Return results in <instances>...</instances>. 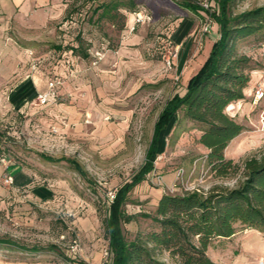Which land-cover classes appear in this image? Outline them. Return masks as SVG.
Listing matches in <instances>:
<instances>
[{
    "label": "rangeland",
    "instance_id": "374dc122",
    "mask_svg": "<svg viewBox=\"0 0 264 264\" xmlns=\"http://www.w3.org/2000/svg\"><path fill=\"white\" fill-rule=\"evenodd\" d=\"M137 1L138 13L122 10V31L107 20L97 23L91 2L83 0H36L21 6L10 21H0V133L1 147L8 149L0 156V238L27 247L54 244L61 253L0 246V264H108V194L145 163L160 112L171 97L185 91L183 75L176 65L168 69L165 58L173 56L187 19L193 22L188 64L208 58L220 36L215 22L204 31L203 11L194 14L172 0ZM195 1L216 5L213 0ZM260 6L264 0H237L234 10ZM78 35L87 59L66 49L76 45ZM237 51L262 64L252 80L264 76V34L241 40ZM50 81L60 82L58 96L41 105L29 88L46 90ZM174 121L161 133L155 169L162 175L183 169L184 176L166 192L235 185V180L221 181L211 174L199 128L183 121L175 130ZM246 149L241 146L245 156L236 161L249 156ZM42 152L77 160L87 176L65 160L41 159ZM6 174L13 177L12 184L6 183ZM161 194L151 173L133 190L126 210L154 213ZM151 227L150 219L139 217L124 231L131 239ZM226 241L216 242L210 252L221 264L235 258Z\"/></svg>",
    "mask_w": 264,
    "mask_h": 264
},
{
    "label": "trees",
    "instance_id": "16d2710c",
    "mask_svg": "<svg viewBox=\"0 0 264 264\" xmlns=\"http://www.w3.org/2000/svg\"><path fill=\"white\" fill-rule=\"evenodd\" d=\"M179 8L199 14L205 12L219 26V38L200 70L190 78L183 94L176 93L160 112L154 126L145 163L117 189L109 199L104 218L106 236L111 251L109 264H221L208 254L210 247L233 237L241 230L255 228L264 233V149L236 161L226 156L230 143L245 132L246 127L231 116V104L245 98V89L252 73L262 64L252 56L237 51V44L246 38L264 34V6L246 11L234 10L237 0H213L215 10L206 9L195 0H172ZM91 2L92 18L97 23L110 21L120 31L125 28V10L139 12L137 0H83ZM92 20V19H91ZM76 45L66 48L73 55L89 58L82 36ZM58 50L61 45L54 46ZM175 117L172 129L183 121L197 126L201 132L199 143L208 150L207 163L211 174L219 180H235V185L215 184L208 190L164 192L154 213H129L126 206L133 190L147 180L155 169L159 140ZM3 135L0 133V156ZM39 157L48 162L67 161L82 176L85 169L75 159L54 158L44 152ZM109 198V197H108ZM150 219L148 232L138 231L128 238L124 226ZM0 246L23 251L60 253L54 244L27 247L11 238H0ZM168 257V260L166 259Z\"/></svg>",
    "mask_w": 264,
    "mask_h": 264
},
{
    "label": "crops",
    "instance_id": "0c3cea01",
    "mask_svg": "<svg viewBox=\"0 0 264 264\" xmlns=\"http://www.w3.org/2000/svg\"><path fill=\"white\" fill-rule=\"evenodd\" d=\"M35 4L36 0H0V21H10L16 12L20 10L21 6L26 7V5ZM192 24L193 22L187 19L183 24L184 29L181 32V35H179L178 40H176L179 46V54L174 60V65L178 67L179 74L183 75L185 90L190 78L200 70L207 59L205 56L202 59H196L188 64L189 55L193 51L192 37L191 34L188 33ZM257 78L258 77H255L254 80H252V83H250L245 89V98L231 104L228 108L230 115L235 117V119L247 129L236 137L226 149V156L228 158H243L245 155L240 153L242 145L247 147L245 151L248 155L257 152L260 150L259 148L264 146L262 143V135L258 132V127L260 126L259 114L264 109V100L259 106H254L252 104V96L255 88L259 84L264 85V76H259V78ZM35 87L36 86L34 85L29 88V91L32 94L36 93V95H38L45 91L44 89H35ZM237 153H240L238 154L240 155L238 156L239 158H236ZM163 179L164 184L163 186H160L162 194L169 190L174 182H176V174L163 175ZM226 242L230 245L228 252L230 253L232 251L235 255V258H231L232 260L228 262L229 264H258L260 259H264V233L255 228L241 230L233 237L227 239ZM213 247L209 248L208 254L214 261L221 262L217 258L214 259L212 257L210 252H215ZM215 255L218 256L216 253Z\"/></svg>",
    "mask_w": 264,
    "mask_h": 264
},
{
    "label": "built area",
    "instance_id": "2783aa9c",
    "mask_svg": "<svg viewBox=\"0 0 264 264\" xmlns=\"http://www.w3.org/2000/svg\"><path fill=\"white\" fill-rule=\"evenodd\" d=\"M202 5L208 10H212V11L215 10V5L213 2H206V3H203ZM212 22H213L212 19L206 14V24H205L204 31H206V32L210 31ZM178 53H179V46L176 47L175 51L173 52V56L168 55L165 58V64H166L168 69L173 67L174 60L178 57ZM58 84H60L59 81H50L49 85L47 86V89L37 95V100H38L39 104L48 105L51 102H53L54 100H56V98L58 96V94H57ZM263 100H264V85L259 84V85H257V87L254 90V93L252 96V104L254 106H259V104ZM259 122H260V126L258 127V132L261 133L262 143L264 144V109L259 114ZM1 160L3 163L7 164L6 159H1ZM152 176H153V181L156 184L163 186L164 179H163V175L161 173H158L156 171V169H154L152 172ZM183 176H184V170L180 169L177 172L176 180L178 181V180L182 179ZM5 177H6V183H8V184L13 183V177L11 175L6 174ZM173 189L174 188H171L169 190H173ZM195 189H198V188L186 189V190H195ZM115 195H116V191H110L108 194V197L110 200H113L115 198ZM106 256L109 258V261H108V264H109L110 263V256H111V251H110L109 247H107ZM258 264H264V259H260L258 261Z\"/></svg>",
    "mask_w": 264,
    "mask_h": 264
}]
</instances>
